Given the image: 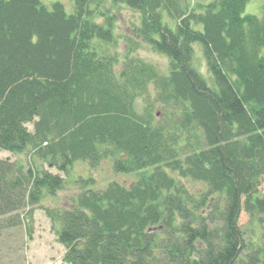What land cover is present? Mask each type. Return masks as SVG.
<instances>
[{"label":"trees","instance_id":"1","mask_svg":"<svg viewBox=\"0 0 264 264\" xmlns=\"http://www.w3.org/2000/svg\"><path fill=\"white\" fill-rule=\"evenodd\" d=\"M112 1L141 14L133 34L167 70L135 40L121 62L106 51L101 0H0V150L30 152L27 166L0 158L3 226L32 217L75 162L108 159L135 180L81 177L70 207L44 208L64 263L264 264V0L262 16L243 14L248 0Z\"/></svg>","mask_w":264,"mask_h":264},{"label":"rangeland","instance_id":"2","mask_svg":"<svg viewBox=\"0 0 264 264\" xmlns=\"http://www.w3.org/2000/svg\"><path fill=\"white\" fill-rule=\"evenodd\" d=\"M52 0H43L49 3ZM62 2L67 11L72 9L71 0H58ZM207 2L209 0H200ZM101 7L108 9L115 15L114 34L116 42L114 45H106V51L119 56L120 62L127 49V44L137 43L135 54L144 60L151 62L161 70H167L168 59L165 55L153 51L146 43L142 42L138 36H134L133 30L140 25L141 14L125 5L115 4L112 0H101ZM263 0H248L243 9V14H254L262 16ZM100 20V19H99ZM200 27V26H199ZM193 66L211 82V75L206 67L202 55L201 45L194 44ZM119 67V64H118ZM140 100L138 104L140 105ZM27 128L32 131L33 123H27ZM29 150L21 153H13L0 150V158H8L11 161L19 162L27 166L29 162ZM54 173L55 168H50ZM135 173L115 172L108 159L102 160L98 165L91 167L86 162H75L66 177L64 187L57 191L55 195L45 193L40 203L35 206L32 217L26 216L19 225L5 227L0 220V264H66L62 261L64 247L57 241L55 229L52 227L50 219L46 216L44 208L62 209L70 207L73 197L80 190V178L93 177L95 187L104 186L109 180L116 179L125 185L131 184L135 178ZM259 190L264 193V176L260 179ZM241 227L253 225L256 230V237L262 231L258 222H250V216L241 209L238 218ZM264 225V221L262 222Z\"/></svg>","mask_w":264,"mask_h":264}]
</instances>
